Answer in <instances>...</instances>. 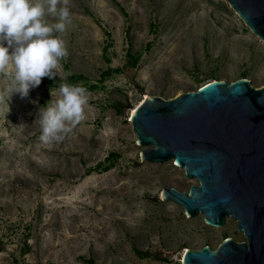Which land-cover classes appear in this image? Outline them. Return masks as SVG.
<instances>
[{
	"label": "rangeland",
	"instance_id": "1",
	"mask_svg": "<svg viewBox=\"0 0 264 264\" xmlns=\"http://www.w3.org/2000/svg\"><path fill=\"white\" fill-rule=\"evenodd\" d=\"M69 8L57 77L88 89V119L62 142H41L39 109L59 86L46 77L0 109V264H183L187 249L246 241L232 217L212 227L162 200L165 187L200 183L173 161H142L130 119L147 96L171 99L214 80L263 87L264 41L225 0Z\"/></svg>",
	"mask_w": 264,
	"mask_h": 264
},
{
	"label": "water",
	"instance_id": "2",
	"mask_svg": "<svg viewBox=\"0 0 264 264\" xmlns=\"http://www.w3.org/2000/svg\"><path fill=\"white\" fill-rule=\"evenodd\" d=\"M264 41V0H226ZM142 161H173L199 185L165 187L162 200L222 227L238 222L246 241L187 249L183 264H264V86L247 79L211 81L165 99L147 96L131 115Z\"/></svg>",
	"mask_w": 264,
	"mask_h": 264
},
{
	"label": "clouds",
	"instance_id": "3",
	"mask_svg": "<svg viewBox=\"0 0 264 264\" xmlns=\"http://www.w3.org/2000/svg\"><path fill=\"white\" fill-rule=\"evenodd\" d=\"M70 24L69 0H0V109L6 114L14 94L27 98L42 78L57 77L69 55L63 35ZM50 95L39 109V139L46 144L62 142L88 119L90 107L82 83L62 82Z\"/></svg>",
	"mask_w": 264,
	"mask_h": 264
},
{
	"label": "trees",
	"instance_id": "4",
	"mask_svg": "<svg viewBox=\"0 0 264 264\" xmlns=\"http://www.w3.org/2000/svg\"><path fill=\"white\" fill-rule=\"evenodd\" d=\"M47 78V77H46ZM49 80L52 82H54V83H58V84H60V79L58 78V77H55L54 79H50L49 78ZM90 263H93L92 261H90Z\"/></svg>",
	"mask_w": 264,
	"mask_h": 264
},
{
	"label": "bare ground",
	"instance_id": "5",
	"mask_svg": "<svg viewBox=\"0 0 264 264\" xmlns=\"http://www.w3.org/2000/svg\"><path fill=\"white\" fill-rule=\"evenodd\" d=\"M225 1H226V0H225ZM228 3H229V2H228ZM229 4H230V3H229ZM230 6H231V5H230ZM231 7H232V6H231ZM232 8H233V7H232ZM233 9H234V8H233ZM234 10H235V9H234ZM235 11H236V10H235ZM247 26H248V25H247ZM248 27H249V26H248ZM251 31H252V30H251ZM138 106H139V105H138ZM136 109H137V108H136ZM136 109H135V110H136ZM135 110H134V112H135ZM132 114H133V113H132ZM132 114H131V115H132ZM161 196H162V195H161ZM208 225H209V224H208ZM209 226H211V225H209ZM212 227H214V226H212ZM182 262H183V261H182Z\"/></svg>",
	"mask_w": 264,
	"mask_h": 264
}]
</instances>
